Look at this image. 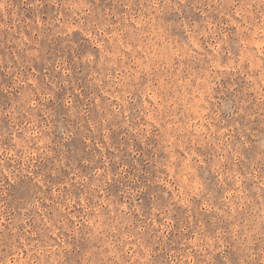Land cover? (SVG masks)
<instances>
[{"label": "rangeland", "instance_id": "1", "mask_svg": "<svg viewBox=\"0 0 264 264\" xmlns=\"http://www.w3.org/2000/svg\"><path fill=\"white\" fill-rule=\"evenodd\" d=\"M0 264H264V0H0Z\"/></svg>", "mask_w": 264, "mask_h": 264}]
</instances>
